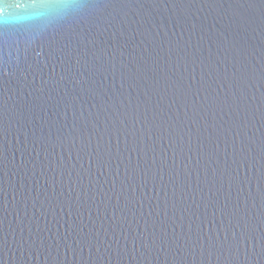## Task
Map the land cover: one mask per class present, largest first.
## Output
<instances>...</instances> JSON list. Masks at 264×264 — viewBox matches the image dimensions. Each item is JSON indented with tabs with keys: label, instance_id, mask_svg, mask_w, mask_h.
I'll return each mask as SVG.
<instances>
[{
	"label": "water",
	"instance_id": "water-1",
	"mask_svg": "<svg viewBox=\"0 0 264 264\" xmlns=\"http://www.w3.org/2000/svg\"><path fill=\"white\" fill-rule=\"evenodd\" d=\"M0 264H264V0H0Z\"/></svg>",
	"mask_w": 264,
	"mask_h": 264
},
{
	"label": "snow or ice",
	"instance_id": "snow-or-ice-1",
	"mask_svg": "<svg viewBox=\"0 0 264 264\" xmlns=\"http://www.w3.org/2000/svg\"><path fill=\"white\" fill-rule=\"evenodd\" d=\"M50 2H54V0H41V3H50Z\"/></svg>",
	"mask_w": 264,
	"mask_h": 264
}]
</instances>
